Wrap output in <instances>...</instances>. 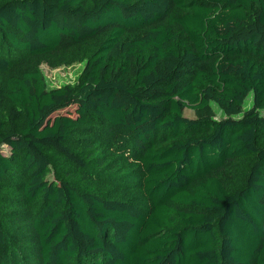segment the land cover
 I'll return each instance as SVG.
<instances>
[{"label":"trees","instance_id":"16d2710c","mask_svg":"<svg viewBox=\"0 0 264 264\" xmlns=\"http://www.w3.org/2000/svg\"><path fill=\"white\" fill-rule=\"evenodd\" d=\"M263 112L264 0H0V264H264Z\"/></svg>","mask_w":264,"mask_h":264},{"label":"rangeland","instance_id":"374dc122","mask_svg":"<svg viewBox=\"0 0 264 264\" xmlns=\"http://www.w3.org/2000/svg\"><path fill=\"white\" fill-rule=\"evenodd\" d=\"M81 68L82 67L79 63H76L75 65H71V66L62 65L59 67H52L48 65L47 63H44L42 65V70L46 77L48 76L51 79L56 77L53 80L54 82H56L54 86H59L61 84L74 83L77 75L80 73ZM252 105H253V95L251 94L247 98L243 106V110L244 111L248 110L249 108L252 107ZM212 106L216 114V119H222L226 117L223 111L218 107L217 104L213 103ZM185 114L189 117H194V112L190 109H187L185 111ZM3 150L8 152V149L6 147H4Z\"/></svg>","mask_w":264,"mask_h":264},{"label":"built area","instance_id":"2783aa9c","mask_svg":"<svg viewBox=\"0 0 264 264\" xmlns=\"http://www.w3.org/2000/svg\"><path fill=\"white\" fill-rule=\"evenodd\" d=\"M47 78L49 79V81H50V83H51V86H54V85L56 84V82L53 81L56 77L53 78V79H51V78H49V77L47 76Z\"/></svg>","mask_w":264,"mask_h":264}]
</instances>
